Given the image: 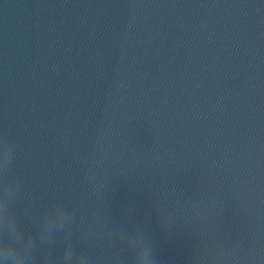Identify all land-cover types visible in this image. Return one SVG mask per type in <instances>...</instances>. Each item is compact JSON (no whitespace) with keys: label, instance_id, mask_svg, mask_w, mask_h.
<instances>
[{"label":"clouds","instance_id":"9594fccd","mask_svg":"<svg viewBox=\"0 0 264 264\" xmlns=\"http://www.w3.org/2000/svg\"><path fill=\"white\" fill-rule=\"evenodd\" d=\"M71 258H72V253H71V251L66 252V254H65V259H66V260H71ZM3 259L7 260V259H8V256L5 255V256L3 257Z\"/></svg>","mask_w":264,"mask_h":264}]
</instances>
